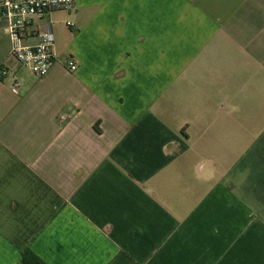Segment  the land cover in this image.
I'll return each mask as SVG.
<instances>
[{"label":"crops","instance_id":"crops-1","mask_svg":"<svg viewBox=\"0 0 264 264\" xmlns=\"http://www.w3.org/2000/svg\"><path fill=\"white\" fill-rule=\"evenodd\" d=\"M48 22L44 77L0 25V264H264V0H75L24 42Z\"/></svg>","mask_w":264,"mask_h":264},{"label":"built area","instance_id":"built-area-1","mask_svg":"<svg viewBox=\"0 0 264 264\" xmlns=\"http://www.w3.org/2000/svg\"><path fill=\"white\" fill-rule=\"evenodd\" d=\"M75 0H0V25H4L11 42V54L34 74L44 77L55 64V35L50 22L38 34L36 43L23 40L25 29L34 17L70 10ZM71 25V23H69ZM75 64L70 69H76ZM14 92H18L16 86Z\"/></svg>","mask_w":264,"mask_h":264},{"label":"trees","instance_id":"trees-1","mask_svg":"<svg viewBox=\"0 0 264 264\" xmlns=\"http://www.w3.org/2000/svg\"><path fill=\"white\" fill-rule=\"evenodd\" d=\"M23 261L25 264H43L42 261L35 254H33L30 250L24 251Z\"/></svg>","mask_w":264,"mask_h":264}]
</instances>
